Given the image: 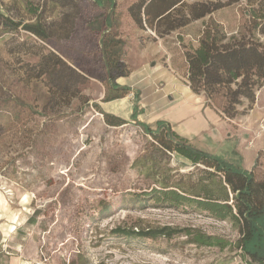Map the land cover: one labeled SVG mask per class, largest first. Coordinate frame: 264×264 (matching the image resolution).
I'll return each instance as SVG.
<instances>
[{"label":"rangeland","instance_id":"rangeland-1","mask_svg":"<svg viewBox=\"0 0 264 264\" xmlns=\"http://www.w3.org/2000/svg\"><path fill=\"white\" fill-rule=\"evenodd\" d=\"M136 1L103 0L97 7L92 0H0V13L14 21H34L28 7H37L52 32L48 43L20 29L0 33V264H246L227 249L185 243L182 235L140 239L111 233L116 227L167 226L236 237L229 222L201 212L138 205L135 194L147 190L149 181L130 166L150 151V138L132 123L107 127L93 105L109 95L102 49L117 55L113 75L126 72L128 81L133 73L142 89L146 78L164 88L170 82L158 79L159 65L174 79L170 87H186L191 94L184 52L198 47L207 24L264 47V34L256 28L264 17V0H237L162 37L128 16V6ZM228 1L184 0L181 10ZM105 15L112 26L100 23L103 32L95 34L94 18ZM49 52L86 82L80 84L66 71L36 77L35 65ZM145 71L150 74L142 77ZM254 93V102L241 99L234 106L232 118L223 111L225 89L209 99L192 93L215 115L211 131L221 135L212 140L203 134L191 144L264 180V84ZM159 95L136 90L133 99L147 103ZM170 166L180 174L194 168L176 154ZM116 192L130 195L113 200ZM99 201L112 203L108 213H99Z\"/></svg>","mask_w":264,"mask_h":264},{"label":"trees","instance_id":"trees-1","mask_svg":"<svg viewBox=\"0 0 264 264\" xmlns=\"http://www.w3.org/2000/svg\"><path fill=\"white\" fill-rule=\"evenodd\" d=\"M92 1L97 7L103 5V0ZM235 1L237 0H229L228 3H194L185 12L181 10L184 0H137L128 6L126 13L136 26L153 30L157 36L162 37ZM37 11V7H28V13L34 17V21L28 22L14 21L0 13V33L20 29L48 43L52 38L50 24ZM261 18L262 22L256 23V28L260 34H264V17ZM93 21L98 25L95 34L101 35L103 32L100 23H103L105 29L112 26L108 15L103 16L102 20L97 17ZM101 55L109 95H105L100 101L109 102L129 95L130 88L115 82L118 77L127 76V73L112 74V69L119 67L117 55L112 51L107 52L106 48L102 49ZM183 56L186 63V85L191 92H203L209 99L218 90L225 89L227 107L223 111L230 118L234 117V106L240 104L241 99L254 102L255 89L264 84V47L258 43L245 42L234 35L227 36L216 24H207L199 38L198 47L185 51ZM37 63L36 77L66 71L80 84L86 82L84 76L67 66L53 52L43 56ZM61 77L58 76V79ZM67 78L66 84L71 77ZM93 107L107 127L118 128L132 123L141 127L143 133L150 138V151L138 156L130 166L149 181L147 190L135 194L138 205L153 202L161 207H183L201 212L217 221L229 222L236 237L231 240L206 234L193 227L176 229L167 226L147 229L116 227L111 230L112 234L140 239L182 235L186 238L185 243L227 249L246 264H264V180L257 179L253 170L239 168L220 156L195 148L166 122H157L154 129L145 125L137 118L141 113L137 100L130 122L102 112L98 104ZM175 154L188 161L194 167L193 171L180 174L170 166L171 157ZM116 191L119 193L120 190ZM118 193L113 200L120 197L123 199L126 193L130 195L129 192ZM97 206L99 213L104 215L110 211L112 203L99 201Z\"/></svg>","mask_w":264,"mask_h":264},{"label":"crops","instance_id":"crops-1","mask_svg":"<svg viewBox=\"0 0 264 264\" xmlns=\"http://www.w3.org/2000/svg\"><path fill=\"white\" fill-rule=\"evenodd\" d=\"M143 55H147V53L145 52ZM154 72L157 73L158 79L167 80L170 83L168 85L166 83L164 88L160 82L156 87H153L152 78H146L150 73L145 71L144 75H141L142 77L146 76L143 83L145 94L148 95L158 91L160 95L147 103L138 102L141 113L137 118L152 129L155 128L157 122H166L175 133L186 138L190 144L195 138L203 134H207L212 140H216V136L221 135V133L211 131L212 125L217 123L215 115L208 108L199 105V98L191 96L192 93L190 94L188 88L178 87L177 89L174 84L170 87L174 79L167 72V68L157 65ZM135 77L133 73L128 81L126 77H118L115 82L120 86L130 88L131 93L113 101L97 102L100 110L130 122V116L136 101L133 99V92L140 90L143 94L142 86L138 84L139 81H133ZM172 91H174L173 97L170 96ZM162 93H166V97H163Z\"/></svg>","mask_w":264,"mask_h":264},{"label":"bare ground","instance_id":"bare-ground-1","mask_svg":"<svg viewBox=\"0 0 264 264\" xmlns=\"http://www.w3.org/2000/svg\"><path fill=\"white\" fill-rule=\"evenodd\" d=\"M5 227H6V226H5ZM10 227H11V226H10ZM10 229H11V228H10ZM10 229H9V230H10ZM6 231H7V230H6ZM6 231H5V232H6ZM6 233H7V232H6Z\"/></svg>","mask_w":264,"mask_h":264}]
</instances>
